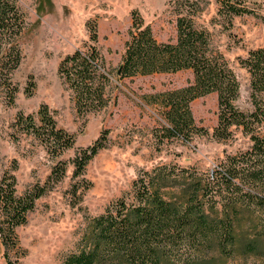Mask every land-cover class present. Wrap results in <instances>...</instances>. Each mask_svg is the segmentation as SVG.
Segmentation results:
<instances>
[{"label": "trees", "instance_id": "trees-1", "mask_svg": "<svg viewBox=\"0 0 264 264\" xmlns=\"http://www.w3.org/2000/svg\"><path fill=\"white\" fill-rule=\"evenodd\" d=\"M214 1L218 18L229 26L236 17L259 16L255 0ZM172 2L177 14L175 42L158 41L139 11L132 12L117 78L192 71L194 81L189 85L144 96L149 105L161 111L165 125L160 141L191 143L209 135L208 129L196 123L191 103L216 93L218 124L212 137L226 142L240 132L250 146L227 156L209 173L168 165L142 172L130 196L90 220L77 250L62 264H164L167 260L196 264L214 249L231 256L257 249L253 240L241 238V218L245 213L255 216L264 210V48L249 51L246 58L239 57L251 77L252 108L245 111L236 104L241 88L236 73L214 45L211 32L198 24L210 0ZM88 27L92 45L86 51L68 55L59 65V74L71 90L80 116L98 114L114 101L112 79L97 47L96 24L88 23ZM27 30L19 0H0V92L10 104L15 101L13 74L23 60L22 43ZM17 124L40 140L55 159L74 146L73 135L58 127L47 105L40 108L38 122L19 115ZM108 133L105 130L100 139L75 157L76 177L82 176L90 161L106 147ZM65 174L66 165L59 161L50 182L36 185L22 196L17 195L15 175H4L0 183L2 245H18L16 228L27 223L36 201ZM255 225L253 222L250 228L256 229ZM8 264L14 263L8 260Z\"/></svg>", "mask_w": 264, "mask_h": 264}, {"label": "rangeland", "instance_id": "rangeland-1", "mask_svg": "<svg viewBox=\"0 0 264 264\" xmlns=\"http://www.w3.org/2000/svg\"><path fill=\"white\" fill-rule=\"evenodd\" d=\"M255 1L259 16L236 17L230 26L218 18L214 0H210L198 18V24L211 32L214 45L236 73L241 84L236 104L245 111L252 108L251 77L239 57L246 58L249 51L264 48V0ZM19 3L28 30L22 43V63L13 74L17 87L14 103L10 104L0 92V183L6 173L15 175L17 195L22 196L36 185L50 182L59 161L65 163L66 174L36 201L27 223L16 228L18 245L8 248L0 241V264H8V260L14 264H62L67 255L77 250L90 220L130 196L133 183L142 172L168 165L194 167L201 173H209L227 156L249 148L248 139L240 132L234 140L226 142L212 137L218 124L216 93L191 103L196 123L208 129L209 135L191 143L160 141L165 125L161 111L149 105L144 96L189 85L194 81L192 71L117 78L134 10L151 25L158 41H176L177 14L172 0H19ZM88 23L96 24L97 47L112 79L114 101L98 114L80 116L72 92L59 74V65L68 55L86 51L92 45ZM43 105L48 106L58 127L75 140L73 148L58 159L17 124L19 115L31 116L38 122ZM105 130L109 132L106 147L90 161L83 175L76 177L73 160L100 139ZM253 222L256 229L250 228ZM241 224V238L253 240L257 249L242 250L232 256L221 255L214 249L196 264H264V210L255 216L245 213ZM164 264L183 263L167 260Z\"/></svg>", "mask_w": 264, "mask_h": 264}, {"label": "water", "instance_id": "water-1", "mask_svg": "<svg viewBox=\"0 0 264 264\" xmlns=\"http://www.w3.org/2000/svg\"><path fill=\"white\" fill-rule=\"evenodd\" d=\"M120 72H121V68H120V70L118 71V74H120Z\"/></svg>", "mask_w": 264, "mask_h": 264}]
</instances>
